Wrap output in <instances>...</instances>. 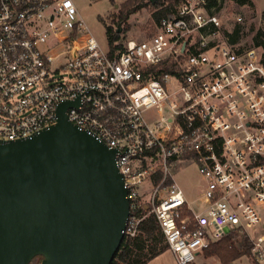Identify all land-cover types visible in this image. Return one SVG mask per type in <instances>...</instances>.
Returning <instances> with one entry per match:
<instances>
[{
    "label": "built area",
    "instance_id": "obj_1",
    "mask_svg": "<svg viewBox=\"0 0 264 264\" xmlns=\"http://www.w3.org/2000/svg\"><path fill=\"white\" fill-rule=\"evenodd\" d=\"M224 33L206 0H181L149 37L112 49L74 0H0V139L31 137L78 101L69 120L116 149L125 236L155 214L178 264H205L231 232L250 236L261 264L264 51ZM191 164L200 180L185 188L175 172Z\"/></svg>",
    "mask_w": 264,
    "mask_h": 264
},
{
    "label": "water",
    "instance_id": "obj_2",
    "mask_svg": "<svg viewBox=\"0 0 264 264\" xmlns=\"http://www.w3.org/2000/svg\"><path fill=\"white\" fill-rule=\"evenodd\" d=\"M74 105L31 137L0 139V264H111L125 237L116 149L69 120Z\"/></svg>",
    "mask_w": 264,
    "mask_h": 264
},
{
    "label": "rangeland",
    "instance_id": "obj_3",
    "mask_svg": "<svg viewBox=\"0 0 264 264\" xmlns=\"http://www.w3.org/2000/svg\"><path fill=\"white\" fill-rule=\"evenodd\" d=\"M127 0H74L76 7L84 19L87 27L99 42L106 47L108 45V36L106 27L112 26L114 31L118 30L120 39L118 43H124L128 39L144 40L156 30V22L153 19L154 7L151 0H139L141 8L130 15L126 21L118 19V13L122 5ZM158 2H168V0H155ZM222 4L216 14L223 22V31L232 34L235 28L240 25V39L237 45L245 48L254 46V37L259 31H264V0H254L255 7L248 5L239 6L230 0H221ZM242 17L240 20L239 17ZM120 30V31H119ZM224 33V34H225ZM156 116V112H151ZM175 175L183 187H193L200 180V175L195 164L184 168H178ZM150 184L146 181L142 186L147 187ZM246 235V234H245ZM248 236V235H247ZM250 242L251 238L248 236ZM244 240L243 233L234 234V241L237 246ZM162 244V243H161ZM244 254L234 260L235 264H256L254 255ZM42 257H35L30 264H40ZM205 264H226L222 262L217 254H208L202 259ZM264 264V260L260 262ZM146 264H178L174 253L170 248L163 250L160 254L149 260Z\"/></svg>",
    "mask_w": 264,
    "mask_h": 264
},
{
    "label": "trees",
    "instance_id": "obj_4",
    "mask_svg": "<svg viewBox=\"0 0 264 264\" xmlns=\"http://www.w3.org/2000/svg\"><path fill=\"white\" fill-rule=\"evenodd\" d=\"M181 0H168L162 3L152 1L154 7L153 19L158 23L163 16L170 11L174 10ZM209 11L215 12L222 4L221 0H206ZM236 5H248L251 8L255 7L254 0H230ZM139 0H127L123 3L122 8L118 13L120 21H126L130 15L137 12L141 8V4H137ZM108 41L112 49L120 47L114 43L120 39L118 30L114 31L110 25L106 27ZM241 28L238 25L232 34L229 33L230 41L238 43L241 37ZM254 46L261 48L264 51V31H259L254 37ZM164 71H171L169 67H164ZM234 234L229 233L220 241L214 243L209 247L206 252L208 254H217L220 260L224 263L234 262L237 258L244 254L251 255L252 243L250 242L247 234H244V240L237 246L234 241ZM162 243V244H161ZM169 248L166 238L160 229L155 214H150L142 220L140 225V232L136 237L129 238L125 236L123 241L112 261L114 263L116 258L125 261L127 264H146L149 260L160 254L163 250ZM41 257V256H40ZM258 264V263H256Z\"/></svg>",
    "mask_w": 264,
    "mask_h": 264
}]
</instances>
